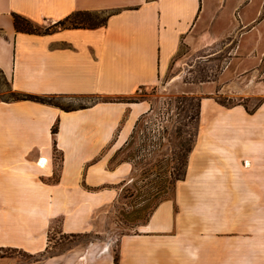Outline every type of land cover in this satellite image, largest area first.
Segmentation results:
<instances>
[{"label": "crops", "instance_id": "0c3cea01", "mask_svg": "<svg viewBox=\"0 0 264 264\" xmlns=\"http://www.w3.org/2000/svg\"><path fill=\"white\" fill-rule=\"evenodd\" d=\"M85 12L105 14L106 25L48 34L14 26V15L50 28ZM186 42L225 59L217 78H232L203 88L190 186L117 243L55 251L58 239L94 231L118 197L129 165L110 161L150 109L132 99ZM0 76L12 93L91 100L66 111L0 99V251L28 254L30 264H116V251L118 264H264V0H0ZM221 94L261 103L249 113L220 105Z\"/></svg>", "mask_w": 264, "mask_h": 264}, {"label": "rangeland", "instance_id": "374dc122", "mask_svg": "<svg viewBox=\"0 0 264 264\" xmlns=\"http://www.w3.org/2000/svg\"><path fill=\"white\" fill-rule=\"evenodd\" d=\"M105 17V14H92L90 17L87 16L85 21L93 25L100 23ZM40 27L43 30L47 28L44 24ZM212 53L206 50L197 51L189 42L183 43L178 55L168 71L161 75L159 82L154 87L140 90L132 99L133 102H148L150 109L138 119L128 141L120 147L110 161V169L119 168L126 163L129 165L126 179L114 186L118 189V197L108 208L96 214V229L91 233L78 235L73 239L61 238L57 241L56 232H52L50 237L57 241L55 251L63 250L71 243L87 244L98 241L117 243L122 237L137 233L139 227L146 223L148 212L135 213L134 211L142 209L149 194L156 192L163 182L155 175L159 167L169 165L168 169L171 172L172 164L178 158L182 145L186 141L191 143L192 139L197 141L201 98L208 93L203 88L207 87L209 82L218 81V85H212L210 90L212 92L215 88L221 89L223 82H230L232 79L217 78L223 73L226 60L221 61L220 56L217 57L219 61L207 60ZM0 91V99L11 100L13 97L14 93L9 80L2 76H0ZM216 101L227 108L243 104L249 113L254 112L261 103L257 98L244 100L241 97L224 94L218 95ZM53 103L70 109L91 103V100L89 98L75 100L58 98L54 99ZM195 143L192 144L193 148ZM185 147H183L182 157L185 154ZM191 153L185 168V178L175 183L174 190L166 200L176 196L178 187L190 186L188 177L191 172ZM56 157L59 158V156ZM201 161L205 168L208 164L205 154L201 157ZM149 163L152 165L148 166ZM250 182L253 183V180ZM152 199L154 203L157 200ZM116 252V264H118L119 253ZM0 257L18 258L20 264H30L34 261V257L17 250H1Z\"/></svg>", "mask_w": 264, "mask_h": 264}, {"label": "trees", "instance_id": "16d2710c", "mask_svg": "<svg viewBox=\"0 0 264 264\" xmlns=\"http://www.w3.org/2000/svg\"><path fill=\"white\" fill-rule=\"evenodd\" d=\"M91 15H92L91 13H86V12L77 13L73 16L66 18L64 21L57 23L54 27L46 28L44 30L40 28L39 26L33 24L29 20L19 15H14V26L18 32L29 33V34H48V33L53 32L57 28H65V29L67 28H70V29L96 28V27H101V26L106 25V22L108 20L107 16L100 23L89 25L88 23H86L85 18L87 16L90 17ZM54 99H58V98L14 93L11 100H7V101H32V102H36V103H40L44 105L55 106V107L61 108L66 111L69 110V108L68 109L63 108L62 106L53 103ZM57 131H58V126H55L52 132L53 134H56ZM195 142L196 141H193L192 139L191 143L186 141V143L182 145L181 147L182 149L178 153V156H177L178 158L172 164L173 168L171 172L168 169L169 165L160 166L159 170H157L155 175L158 176L159 179H161L163 182H161V185L159 186L156 192L153 191L152 194H149V198L145 200L146 201L145 206H142V209L140 210L134 211L135 213L148 212L147 219H145V222H147L150 219L151 215L158 208V206L163 201H165L166 198L170 195V193L174 190L175 183L185 178L186 176L185 168L187 166L188 156L192 152L193 150L192 144ZM183 147H185L186 149H185V154H183V157H182ZM151 165H152L151 163L148 164V166H151ZM152 198L157 199L155 203Z\"/></svg>", "mask_w": 264, "mask_h": 264}, {"label": "bare ground", "instance_id": "6f19581e", "mask_svg": "<svg viewBox=\"0 0 264 264\" xmlns=\"http://www.w3.org/2000/svg\"><path fill=\"white\" fill-rule=\"evenodd\" d=\"M39 163V162H38ZM45 164V161L44 160H40V163H39V165L40 166H43ZM250 166V164H249V162H247V167H249Z\"/></svg>", "mask_w": 264, "mask_h": 264}]
</instances>
